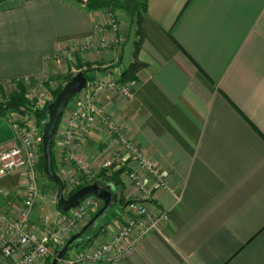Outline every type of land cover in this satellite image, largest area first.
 Listing matches in <instances>:
<instances>
[{"label": "crops", "instance_id": "0c3cea01", "mask_svg": "<svg viewBox=\"0 0 264 264\" xmlns=\"http://www.w3.org/2000/svg\"><path fill=\"white\" fill-rule=\"evenodd\" d=\"M6 1L0 2V101L9 94L7 81L52 79L77 64L104 68L90 76L117 77L132 61V39H140L137 56L147 63L126 81L131 98L104 90L99 102L163 171L168 188L137 192L124 175L136 163L100 124L85 135L77 130L71 140L79 163L66 159L63 138L56 136L54 168L63 179L84 170L96 174L113 156L125 164L121 184L110 190L111 205L95 221L104 231L64 258L116 232L121 197L142 198L150 211L169 217L112 264H264V0H147L140 29L135 9L141 0L97 10L87 9L88 0ZM112 13L120 18L116 32L109 26ZM100 40L111 42L80 50ZM15 116L16 110L0 114V148L16 140ZM24 194L19 173L1 176L0 213L17 218ZM42 194L38 190L29 216L40 238L54 228L58 213L56 200L44 201ZM20 253L0 256V264H12Z\"/></svg>", "mask_w": 264, "mask_h": 264}, {"label": "built area", "instance_id": "2783aa9c", "mask_svg": "<svg viewBox=\"0 0 264 264\" xmlns=\"http://www.w3.org/2000/svg\"><path fill=\"white\" fill-rule=\"evenodd\" d=\"M109 26L113 32L119 27V20L112 16L109 19ZM111 41L100 40L83 45L80 50H94L108 47ZM48 78H36L28 80L27 87L32 104L20 107L19 118L13 121L15 133L14 144L0 148V177L19 173L25 182V194L23 206L17 218H9L0 213V228L4 229L5 235L0 238V256L11 257L21 250L20 256L12 264H39V259L47 260L54 255L57 245L65 235L75 229L79 222L89 219L95 211L97 199L93 196L84 197L79 204L67 212H58L52 228L44 238H40L29 226L31 208L37 194L36 166L37 154L41 135L35 120L37 111L43 109L51 99H48L47 81ZM104 90L119 92L124 98H131L133 91L128 82H120L118 76H107L98 80L87 81L86 85L78 93L81 97L80 106L73 108L69 113L63 141L66 144V159L75 160L79 163L75 154L69 148L71 140L79 130L83 135L89 133L94 127L100 124L111 134H115L120 146L127 152V158L136 166L127 165L124 175L137 192L147 195L150 190H165L168 188L166 176L163 171L150 159L143 155L138 146L131 141L121 130L111 114L99 104V98ZM76 94V95H78ZM64 112V111H63ZM64 113H62L63 116ZM114 160H106L102 167L110 170ZM125 164L117 163L120 169ZM86 171V170H84ZM150 179V186L146 180ZM71 183H66L70 187ZM63 183V191L65 190ZM69 189V188H68ZM70 190V189H69ZM122 222L116 232L108 239L101 241L97 246L90 249L77 251L71 258H62V264H82L91 262L93 264H112L129 254L138 242L160 222L166 221L169 217L167 211L154 213L149 210L145 200L142 198H130L122 205ZM85 218V219H84Z\"/></svg>", "mask_w": 264, "mask_h": 264}, {"label": "water", "instance_id": "95a60500", "mask_svg": "<svg viewBox=\"0 0 264 264\" xmlns=\"http://www.w3.org/2000/svg\"><path fill=\"white\" fill-rule=\"evenodd\" d=\"M81 1V0H78ZM87 78L83 71H78L66 81L57 91L54 98L47 105V120L41 130V154H42V174L56 186V209L58 212H67L76 207L86 196H93L101 202L100 208L83 224L75 233L71 234L67 240L58 248L51 257L49 264H58L83 233L91 227L95 221L104 214L111 205V191L97 181L90 182L73 191L67 197L63 194V181L53 167L52 144L55 134L56 124L62 115L69 100L78 94L85 87Z\"/></svg>", "mask_w": 264, "mask_h": 264}, {"label": "rangeland", "instance_id": "374dc122", "mask_svg": "<svg viewBox=\"0 0 264 264\" xmlns=\"http://www.w3.org/2000/svg\"><path fill=\"white\" fill-rule=\"evenodd\" d=\"M6 1V0H5ZM6 2H10V0H7ZM5 2V3H6ZM111 16L114 18V19H118L119 20V22H120V18H119V16L117 15V14H115V13H112L111 14ZM110 16V17H111ZM136 40H134L133 41V39L131 40V41H129V44H130V46L132 45V46H134V42H135ZM94 50H96V49H94ZM123 63H125V60H123ZM73 65V64H72ZM74 67V69H70L71 70V72L69 71L68 73H66V74H64V75H62V76H58V77H56V78H48L49 80L47 81V85L45 86L46 87V89H47V94H48V99H51V101H52V99L54 98V96L55 95H53V93L57 90H59L62 86H63V84L65 83V81H64V79H65V77L68 75V74H72V75H74L76 72H78V71H84V74H85V76H86V78H87V81H93V80H98V79H101V78H103L101 75H99V76H97V77H95L94 75L93 76H90V72H92V71H97V72H99V71H101V70H104V68H102L101 66H97V68H92L91 66H89V65H86V66H79V64H77L76 66H73ZM78 67V68H77ZM101 69V70H100ZM85 70H87V71H85ZM28 80H29V77H27V78H23V79H20V80H13V81H7V82H5V86L7 87V89H8V92H9V94L7 95V96H5L4 97V100H6V99H10L14 94H22L23 95V98H24V100H23V102H21L20 104H21V106L20 107H26V105H29V104H32V102L34 101V98H31V96H30V93H29V91H28V89H27V87L29 86V82H28ZM22 86V87H21ZM21 87V88H20ZM10 88V89H9ZM22 89V90H21ZM50 101V102H51ZM80 103H81V97H80V94H78V95H75L74 97H72L70 100H69V102H68V104L66 105V107H65V109H64V114H65V116L63 117V120L61 121V118H62V115L60 116V118H59V120H58V122H57V124H56V127H55V134H54V138L57 136V140H58V138H59V140H60V138H62L63 137V134H64V131H65V128H64V126L66 125V123H67V119H68V117H69V113L71 112V110H73V108H77L78 107V104H79V106H80ZM99 104L101 105V103L99 102ZM48 105V104H47ZM17 112H18V116H15V119H18L19 118V115H21V114H23V113H21L20 112V110H16ZM21 113V114H20ZM22 116V115H21ZM35 120H36V123H37V126L39 127V130H40V134H39V136L41 135V130H42V128H40V126H41V124H39V122H38V118H37V115L35 114ZM46 121V120H45ZM43 122V121H42ZM41 122V123H42ZM60 122V123H59ZM41 137V136H40ZM54 138H53V144H52V153H53V146H54ZM61 142H62V144L65 146V148H66V144L64 143V141H62L61 140ZM118 142V144L120 145V143H119V141H117ZM40 148L41 147H39V154H37V166H36V170H37V173H36V183H37V194H36V197H37V195H38V190H39V193H41L42 191H43V194L42 195H44L45 197H42L43 198V200L45 201L46 200V198H48L49 200H51L52 202H54L55 203V200H56V198H55V196H56V186L52 183V182H50V181H48L45 177H44V175L42 174V170H41V166H40V164L42 165V154H41V151H40ZM114 158H116L115 156H113L112 158H108V159H105L103 162H102V164L106 161V160H114ZM117 160L118 161H113V163H112V165H111V167L109 168V169H111L112 170V167L113 166H116L117 165V163L119 162H121L122 160L120 159V157H117ZM121 160V161H120ZM102 164H101V166H100V170L101 169H104L103 167H102ZM99 170V171H100ZM72 174V175H71ZM80 175L79 176H74L73 175V172L72 173H70V176H67L65 179H63V178H61V176H60V178L62 179V181H63V183L65 184V190L63 191V194L67 197L68 195H70L73 191H75L76 190V187L78 186V185H80V184H82L84 181H91V180H93L94 178H95V176H96V174H93V173H91L90 171H85V172H81V173H79ZM121 176V174L119 175V178H120V182H122V177H120ZM39 178V179H38ZM93 182V181H92ZM66 183H71V185H70V187H67L66 186ZM70 190H69V189ZM36 197H35V200H36ZM35 200H34V204H35ZM34 204H33V207H34ZM47 204L45 203L44 204V206H46ZM100 206H101V202L99 203H97V206H96V209L98 210L99 208H100ZM33 207L31 208V211H30V214H31V212H32V210H33ZM95 209V210H96ZM109 213H106V215H108ZM91 217V215L89 216V218ZM85 219V218H84ZM82 222V221H81ZM81 222H79V224L81 223ZM78 224V225H79ZM74 230V229H73ZM72 230V231H73ZM72 231L70 232V234H72ZM69 234V235H70ZM61 247V243H59L58 245H57V249L58 248H60ZM71 256L72 255H70V256H68L69 258H71ZM67 257V258H68ZM47 261V260H46Z\"/></svg>", "mask_w": 264, "mask_h": 264}, {"label": "trees", "instance_id": "16d2710c", "mask_svg": "<svg viewBox=\"0 0 264 264\" xmlns=\"http://www.w3.org/2000/svg\"><path fill=\"white\" fill-rule=\"evenodd\" d=\"M2 1H4V0H0V2H2ZM146 1L147 0H141L138 7L135 9V14H136V18H137L136 22L138 24L139 29L141 26L143 14L146 11V8H145ZM119 2H120V0H88L86 3V7L89 10H97V9H102V8L115 9V8L120 7ZM139 46H140V39H137L134 42V46H133L132 61L130 62V64L125 69H123L120 72V74L118 76V80L120 82H126V81H129L131 79H134L136 73L147 66V63L138 59L137 55H138ZM85 71H87V70H85ZM71 76H72V74H68L65 77L64 81L65 82L68 81ZM56 93H57V90L53 93V95H55ZM23 100H24V98H23L22 94H14L10 99L0 101V114H3L6 110H20V106H21L20 103L23 102ZM36 115H37L39 124H41L40 128H42L45 120H47V117H48L47 105L43 109L37 111ZM40 151H41V148H40ZM40 166L42 167L41 164H40ZM53 167H54V160H53ZM121 172H122V168L116 169V170H111V169L108 170L106 168L101 169L96 174V176L93 180L87 181V182L84 181L82 184L78 185L76 187V189H78L81 186L86 185L92 181H97L100 185L105 186L109 190L116 189L121 184L120 178H119V175ZM97 202L100 203L99 200H97ZM118 202L121 203L122 205H124L127 202V200H124L123 198L120 197L118 199ZM96 211H97V209L91 214V216ZM103 231H104V225L99 226L95 223L93 226L88 228V230L83 233V235L89 234V236L86 238V240L84 242H81L80 240L75 241L73 243V245L71 246V248L74 246L77 247L79 245H87L95 236H97L100 232H103ZM67 254H68V252L65 254V256ZM50 259H51V257L47 258L46 264H49Z\"/></svg>", "mask_w": 264, "mask_h": 264}]
</instances>
